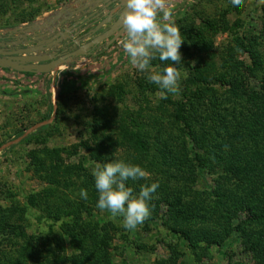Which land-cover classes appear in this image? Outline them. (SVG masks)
Listing matches in <instances>:
<instances>
[{"label": "rangeland", "instance_id": "1", "mask_svg": "<svg viewBox=\"0 0 264 264\" xmlns=\"http://www.w3.org/2000/svg\"><path fill=\"white\" fill-rule=\"evenodd\" d=\"M72 1L0 0V44L17 42L22 35L10 37L6 30L52 21ZM166 7L168 22L180 27L184 40L181 60L173 62L180 72L174 94L164 93L130 65L122 47L124 33L109 45L112 38L102 41L93 55L61 65L55 81L43 73L28 90L21 87L6 96L0 90V264H262L258 255L242 252L239 233L230 230L243 222L242 212L228 223L226 234L217 220L225 225L226 206L233 200L248 203L254 192L264 191L261 177L253 179L258 188L252 192L226 170L245 157L240 140L264 146V0H243L239 9L230 0H167ZM93 22L60 46L77 39L83 45L93 28H82ZM191 32L196 41L188 42L184 36ZM236 38L243 44L254 40L258 69L250 70L252 60ZM39 40L10 48L35 46ZM170 64L153 60L152 71ZM224 80H240L243 89L235 94L222 86ZM50 113L51 120L42 123ZM92 125H97L95 135ZM131 130L142 147L129 137ZM19 133L24 135L18 138ZM212 144L214 154L206 149ZM224 147L231 149L226 159L219 154ZM115 158L148 173L146 179L127 181L134 193L141 184L159 185L149 217L134 230H125L122 218L95 206L91 169ZM82 188L87 200L79 197ZM175 204L188 211L186 217H175ZM72 210L77 215L68 219L81 237L79 247L61 225ZM257 227L264 234V224ZM93 232L98 238L104 234L107 248H93ZM213 234L220 243L207 247L205 238Z\"/></svg>", "mask_w": 264, "mask_h": 264}, {"label": "clouds", "instance_id": "2", "mask_svg": "<svg viewBox=\"0 0 264 264\" xmlns=\"http://www.w3.org/2000/svg\"><path fill=\"white\" fill-rule=\"evenodd\" d=\"M233 9H239L243 0H230ZM167 0H127L122 18L124 38L122 47L130 65L146 74V79L167 94L177 91L180 72L173 62H180V27L168 22L170 12ZM171 62L162 71H152L151 61ZM94 187L98 193L96 208L107 210L113 218H122L125 230H134L150 215V200L159 185L141 184L139 191L127 186V181L146 179L148 173L138 164L114 159L111 162H96L91 169ZM79 197L88 199L87 190L81 189Z\"/></svg>", "mask_w": 264, "mask_h": 264}, {"label": "water", "instance_id": "3", "mask_svg": "<svg viewBox=\"0 0 264 264\" xmlns=\"http://www.w3.org/2000/svg\"><path fill=\"white\" fill-rule=\"evenodd\" d=\"M126 4L127 0H74L58 11L52 17V21L48 20L39 25L33 24L25 28L6 30L9 32L8 36L10 37L12 34L17 33H22V35L18 36L17 42H10L7 45L0 44V68L24 73H51L73 59L84 57L98 44L108 38H112L108 42V45L111 44L123 34L122 18L127 10ZM114 5L115 7H113ZM103 17L105 19L95 29L90 30L87 35L94 34L109 24L113 18H118L113 22L109 30L86 44L80 45L81 40H75L74 47L80 45L77 50L63 55L57 53L60 48L56 47L60 46L65 40L70 41V39L78 35L82 25L86 24V21L90 20L89 22H91L93 20V23H96ZM88 27H93V24L90 23L83 27V31L87 30ZM61 28H63V31L59 32ZM2 38L3 36H0V39ZM36 40L39 41L35 46L17 49L10 48L20 44L30 45ZM50 51L52 52L50 53Z\"/></svg>", "mask_w": 264, "mask_h": 264}, {"label": "trees", "instance_id": "4", "mask_svg": "<svg viewBox=\"0 0 264 264\" xmlns=\"http://www.w3.org/2000/svg\"><path fill=\"white\" fill-rule=\"evenodd\" d=\"M205 23H207V22L205 21L204 24ZM193 33L194 32H191L190 34H188L189 38H187V36H184L185 40L188 42L191 39L195 40L196 38L194 37ZM236 40L238 42L237 44H239L241 47H243L245 49V52H247L249 54V57L252 60L253 66H251L250 70L253 71L254 69H258V66H260V65H259V62L257 59V49L255 48V46L253 47V45H254L253 41L254 40H252L251 38H248V41L245 44L239 42V38H236ZM252 42H253V44H252ZM98 47L99 46H96L92 51H90L88 53V55H93L94 51H96L98 49ZM104 53H105V51L101 52L100 54H96V55L102 56V55H104ZM234 61L237 64H241V65L243 64L242 61H239L238 57H236L234 59ZM234 61H233V63H234ZM222 63H223V65L227 66L226 62L222 61ZM227 63H228V60H227ZM241 67H243V66H241ZM236 69H237V67H236ZM240 69H242V68H240ZM27 75L33 76L34 74L27 73ZM224 81L222 83V86L223 87L227 86L228 89L232 88L235 91V94H237L236 91H238L239 89H243V84L242 83L240 84V80L239 81L236 80V82L235 81H231V82L227 81L226 82V80H224ZM193 82L195 84L197 83V85H198V81L196 82L194 80ZM70 88H73V87H70ZM52 108L53 107L51 106L50 109H52ZM52 117H53L52 113L47 114L46 116H44V118L41 122L42 123L48 122L49 120H51ZM179 120L185 121V118L180 115ZM96 126L97 125H92V127H93L92 130H94L93 135H95V133H96V131H95ZM47 127H49V126L48 125L43 126L42 128H40L38 130V132H41V131L47 129ZM22 135H24V133H22V134L19 133L17 137L20 138V137H22ZM251 135H252V133L249 135L250 139L254 138V137H251ZM129 137L135 141L136 145H138L140 147L143 146V143L141 141L140 136L134 130H131V132H129ZM231 143L233 144V142H231ZM234 143H235V141H234ZM239 143H240L239 145L241 146L240 149L244 152L241 154H244L243 156L247 157L248 161L245 162V157L242 158V162H244V163H242L238 159L236 161L234 160L233 162L226 165V170H228L229 173L232 172L233 175L236 174L239 177L240 186L243 187L245 185H250L251 191L254 192V191H256L255 188H258V187H256L257 185H255V182L257 180L254 181L253 179L255 177L259 176V177H261L260 179H263L262 181H264V146L260 142L257 143L256 141H252V140L251 141L247 140L245 142L240 140ZM206 149H212L211 151H207L208 153L211 152L212 154H214L215 152H217L214 144L207 145ZM224 150H225V152H222L219 154L222 155L223 159H226L227 155L231 154V149L228 150L224 147ZM219 154H217V156H216L217 162L219 161L218 158L221 157V156L218 157ZM95 159L99 160L102 158L95 156ZM199 162H200V160H199ZM256 192L257 193L254 192L252 194V198H250V201H248V203H240L239 204V203H237V201L233 200V204L226 206L227 207L226 208L227 219H226L225 225H223L221 222H219V220H217V221L219 223L218 226H224L223 230L225 231V234H226V233H228L226 230L229 227L228 223L231 224V220L233 219V217H235V215H237L238 213L242 212L244 215V219L242 218L240 221H243V222L238 223L237 225L232 226V227L230 226V230H231V232L236 231L239 233V236L241 239V246L243 248L242 252H244L247 256L253 255L254 257H256V255H258L259 257H261L260 258L261 263L264 264V234H262L261 231H259L258 227H257V226H260V224H262V225L264 224V191H262L261 193H258V191H256ZM249 202H252V203H249ZM80 207L82 209L85 208L86 210L89 209L88 207H83L82 204ZM172 208H173L172 213L175 215V217L177 219L180 220V219H183L184 217L187 216L188 211L183 209L180 204L179 205L175 204V206H172ZM75 213L76 212H74V210H72L71 214H69V216H67V220L61 221V225L64 223L63 225H66L68 227L67 231H69V233L71 234V237H73V239L76 240L75 242H73V244L75 246L77 245L79 247V246H81V241L78 242V239L81 237L76 236L77 233L76 234L73 233L72 228L70 227L71 224H69V223H71L70 220L72 218H75L74 216L77 215V213L76 214ZM58 216H61V214H59ZM56 217L57 216H54V218L56 220H58L59 218H56ZM68 218H71V219L69 220ZM68 221H70V222H68ZM227 224H228V226H227ZM2 231H4V230H2ZM175 231L176 232H178V231L183 232L182 230H175ZM212 232H214V231H212ZM183 235L185 238H188V236H189L191 239V236L188 235L187 233L183 232ZM216 237L217 236L215 234H213V235H210L209 238H207V237L205 238V241H207V247H209L213 243L214 244L220 243V241ZM93 238L95 240L94 241L95 246L93 248L97 252L101 251V249H102L101 245L104 246V248H107V244L103 243L104 242V234H101L99 236V238H100V240H99L98 236H95V233L93 232ZM101 242H102V244H101ZM191 245H192V243H191ZM192 247L196 248L198 246H196V243H195V244H193ZM34 255H35V253H34Z\"/></svg>", "mask_w": 264, "mask_h": 264}, {"label": "crops", "instance_id": "5", "mask_svg": "<svg viewBox=\"0 0 264 264\" xmlns=\"http://www.w3.org/2000/svg\"><path fill=\"white\" fill-rule=\"evenodd\" d=\"M56 73L57 72L55 71L51 72L50 74H48V78H52L53 81H55ZM20 74L22 73L12 69L0 68V90L4 91L5 96L9 93H17L14 89H16L17 91H21V87H25V89L28 90L30 87H32V81H36V79H38L37 77L39 76V74H35L30 77L29 75H27V73H24L22 75L25 76L20 78ZM15 80H23V83L29 84H27L28 86H21V84H18Z\"/></svg>", "mask_w": 264, "mask_h": 264}, {"label": "flooded vegetation", "instance_id": "6", "mask_svg": "<svg viewBox=\"0 0 264 264\" xmlns=\"http://www.w3.org/2000/svg\"><path fill=\"white\" fill-rule=\"evenodd\" d=\"M105 19V17H103L102 19H100V21L98 22V23H96L95 25H93V27L92 28H94L95 29V27L102 21V20H104ZM90 20H88V21H86L85 23H87V22H89ZM93 21V20H92ZM113 21H115V20H113ZM113 25V22L111 21L109 24H107L106 26H104V27H102V29H100V30H98L97 32H95L94 34H93V36H91V38H88L85 42H82V44H84V43H86V42H89V41H91L92 39H94L95 37H97V36H99V35H101V34H103L105 31H107V30H109L110 28H111V26ZM87 36H89V35H87ZM107 40V39H106ZM74 45H75V41H71V42H65V44H63V46L60 48V50L57 52L58 54H61V55H63V54H65V53H70V52H73V51H75V50H77L78 48H79V46H76V47H74ZM101 45V44H100ZM97 46H99V44L97 45Z\"/></svg>", "mask_w": 264, "mask_h": 264}]
</instances>
